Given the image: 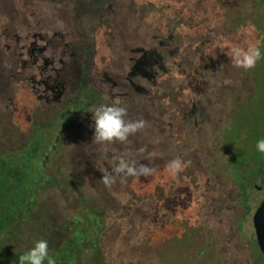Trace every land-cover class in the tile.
Masks as SVG:
<instances>
[{"label": "rangeland", "instance_id": "rangeland-1", "mask_svg": "<svg viewBox=\"0 0 264 264\" xmlns=\"http://www.w3.org/2000/svg\"><path fill=\"white\" fill-rule=\"evenodd\" d=\"M78 1L80 0H0V32L3 28L9 27L23 33L28 24L33 25L36 30L49 33L68 31L72 33L78 47L85 52L90 63V66H81L80 89L72 96L74 104L79 109H76L72 102H68L64 109L56 113L51 111L44 115L34 112L28 114V109H25L16 117L0 108V153L2 150L31 145L37 137L40 155L35 159L36 170L60 177L61 170L67 174L69 168L81 164L83 162L81 154H86L85 152L89 150L93 151L94 160L99 159L102 151H107L115 161L116 157L124 153L131 157L133 150L131 138L134 136L146 137L149 142L153 134L157 138V133L148 126L147 119L143 130L130 135L127 142L97 144L93 142L94 124L89 125L84 120L81 122L76 113L86 116L92 107L99 104L101 98L98 100L95 96L90 98L86 95V90L90 87L96 88L90 79H95L101 74L109 79L107 89L109 98L111 97L109 103L103 105H112L119 101L120 106L127 108L126 119L136 120L135 95L130 90L131 94L129 93L127 98L123 99L120 96L123 88L128 90L129 83L133 82V79L129 80V83L126 81V74L132 66L131 61L138 54L142 56L147 50L150 52L153 49L152 36L156 30H166L172 17L170 7L175 9L174 6L177 7L176 16L180 21L176 44L183 52V58L188 59L184 52L189 53V57L190 54L193 55V66H197L201 74H208L211 81L221 76L225 82L231 84L226 91L227 95L229 92L231 95L221 99L226 100L227 108L223 103L224 109L220 111L218 110L220 104L217 106L214 103L216 106H213V115L235 116L236 112L231 109V105L238 108L243 104L241 112L237 114L243 118L242 121L239 120L238 128H250L254 131L258 126L264 125V50L261 49L264 48V43L259 41L261 59L257 61L256 67L249 71L234 67L231 59L225 55L232 47L247 48L257 41L249 30L253 27L252 22L256 21L254 18L259 7L250 5L249 2L235 4V0H119L115 5L118 12L108 10L102 5L95 7L93 14L89 9L91 6L89 0H81L82 4L81 2L77 4ZM135 2L143 3V8L138 10ZM148 2L149 11L145 6ZM153 4L157 5L156 10L153 9ZM5 78V73L1 74L0 69V86ZM7 90L10 91L6 88L5 92L2 90L0 94L6 93ZM99 93L100 89L96 94L99 96ZM9 95L12 93H7L6 96ZM3 99L7 101L4 96ZM76 123L79 125H75ZM233 131L232 129L229 133L232 135ZM188 137L189 126L181 127L176 136L179 147L173 152L175 158L180 157L186 166L174 178L188 181L193 188V196L182 202L177 214L179 217H185L188 225L193 227V233L191 231L190 234L194 242L185 246L186 252H199L203 249L206 257L200 259L199 254L193 263H189L187 259L175 258L172 261L170 257H166L165 260L168 261L166 264H207V260H210L208 264H258L249 252V242L245 235L239 234L234 225L239 206L236 202L237 187L230 177L231 172L225 169L221 162L219 166L216 161L213 167L209 165L211 162L207 165L205 163L207 156L212 159L218 150L210 146L208 150L201 146L198 140L193 143ZM227 141V136L221 137L216 144L220 149ZM226 148L234 149L232 152L234 156H238L242 149L240 143L236 147ZM59 150H62L61 154ZM73 150H76L80 157L74 164L71 156ZM0 156L4 157L1 154ZM172 159L174 158L170 160ZM23 162L20 159V163ZM20 163L17 158H13L3 170H0V178L2 179L4 175L10 176L16 182L19 175L28 174ZM98 166V171H101V164ZM55 167L60 168L55 170ZM164 174L165 180L167 176L169 181L172 180V176L166 170ZM178 185L180 186L179 180ZM7 195L9 196L6 200H9L12 192ZM6 200L2 199L1 202L4 203ZM181 230L178 218L163 230L154 225L150 226L146 231L149 236L147 239L154 244L155 236H160L161 233H179ZM77 264L84 263L80 261Z\"/></svg>", "mask_w": 264, "mask_h": 264}, {"label": "trees", "instance_id": "trees-1", "mask_svg": "<svg viewBox=\"0 0 264 264\" xmlns=\"http://www.w3.org/2000/svg\"><path fill=\"white\" fill-rule=\"evenodd\" d=\"M118 1L89 0V9L94 14L95 7L105 5L108 10L118 12L115 8ZM80 2L82 4L81 0L77 4ZM149 3H145L147 11ZM136 5L139 10L143 3ZM152 7L157 9L155 4ZM174 8L170 7L172 17L166 30H156L152 36L153 49L142 56L138 54L131 61L126 81L129 83L133 79V82L120 94L125 99L130 90L133 92L137 104L136 120L146 122L148 119V126L157 133V138L153 134L151 142L138 135L131 138L133 150L131 157L127 158L137 165L145 164L156 169L155 173L148 177H128L123 181L117 178L115 184L106 187L97 167L101 164L102 169L111 171L118 163L107 151H102L97 160H94L92 150L81 154L83 162L69 168L67 174L61 170L58 177L36 170L35 159L40 155L37 137L31 145L2 150L0 154L4 157L0 156V170L17 158L19 163L20 159L24 161L20 164L28 174L19 175L16 182L10 176L0 178V264H19V256L40 239L47 240L49 254L56 264H77L80 261L84 264H166V257L172 261L181 258L193 263L199 254L200 259L206 257L203 249L186 252L185 246L194 242L190 234L193 227L188 225L185 217L177 214L182 202L192 198L193 188L185 179L172 177L169 181L167 176L165 180L163 167L175 158L173 151L179 147L176 136L180 128L187 125L188 138L193 143L198 140L208 150V146L218 150L212 159L207 156L205 163L211 162L209 165L213 167L215 161L218 166L221 162L240 189L243 186L242 149L238 156H234V149L228 150L226 146L236 147L240 143L242 148L244 128L238 126L243 118L237 114L243 104L238 108L231 105L235 116L213 115V106L220 104L218 110L221 111L225 103L227 108L226 100L221 99L231 95V92L226 93L231 84L221 76L211 81L208 74H201L197 66H193V55L189 57V53L184 52L188 59L183 58V52L176 44L180 21L176 16L177 7ZM260 31L256 24L249 30L257 39L254 41L257 46L259 40L264 42ZM90 91L86 90L90 98L98 95ZM226 136L228 141L223 143L224 148L219 149L216 142ZM59 151L61 154L62 150ZM72 153L74 164L80 157L76 150ZM57 168L60 167H55V170ZM178 180L180 186H177ZM11 192L12 196L6 200ZM239 197L237 195L236 200ZM2 199L6 201L2 203ZM178 218L182 229L179 233H161L154 237V244L148 241L146 231L150 226L163 230ZM241 218L236 216L234 220L239 234Z\"/></svg>", "mask_w": 264, "mask_h": 264}, {"label": "flooded vegetation", "instance_id": "flooded-vegetation-1", "mask_svg": "<svg viewBox=\"0 0 264 264\" xmlns=\"http://www.w3.org/2000/svg\"><path fill=\"white\" fill-rule=\"evenodd\" d=\"M248 2L259 7L252 26L256 24L262 30L260 36L264 39V0H235V4ZM261 49L264 50L263 47ZM81 66H90V63L68 31L49 33L36 30L31 24L25 27L23 33L9 27L3 28L0 32V69L6 78L1 82L0 92H5L6 88L10 91L0 94V108L16 117L25 109H28V114L56 113L64 109L68 102L79 109L72 96L80 89ZM90 80L96 88L88 89L94 93L100 89L101 95L95 98L101 100L99 104L95 102L97 105L86 116L76 113L81 122L84 120L89 125L94 124L90 116L95 108L109 103L111 98L107 89L109 79L100 74ZM7 93L12 95L7 97ZM251 130L244 129L240 152L244 160L241 168L243 186L238 189L236 185L237 195H240L236 202L239 206L238 216H242L240 233L248 240V249L254 260L264 264V154L255 148L256 141L264 138V125Z\"/></svg>", "mask_w": 264, "mask_h": 264}, {"label": "clouds", "instance_id": "clouds-1", "mask_svg": "<svg viewBox=\"0 0 264 264\" xmlns=\"http://www.w3.org/2000/svg\"><path fill=\"white\" fill-rule=\"evenodd\" d=\"M234 67L244 71L252 70L256 67L257 61L261 59V50L256 45H249L247 48L232 47L225 53ZM127 108L120 106L116 101L112 105H100L92 112L94 120L93 142L97 144H112L116 142L125 143L130 135L143 130L146 122L143 119H126ZM256 151L264 154V138L256 141ZM128 153L116 157L118 163L111 169H101L102 182L106 187H111L117 182V178L122 181L128 177H148L155 173L156 169L145 164H139L128 159ZM185 164L180 157L170 160L165 165L166 172L175 177L182 172ZM19 264H56V260L49 254L47 240L40 239L34 241V246L19 256Z\"/></svg>", "mask_w": 264, "mask_h": 264}]
</instances>
